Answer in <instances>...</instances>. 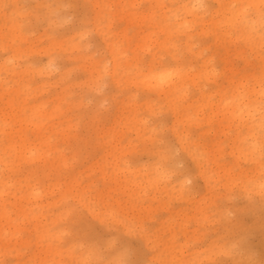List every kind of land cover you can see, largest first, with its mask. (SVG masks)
<instances>
[{
  "label": "rangeland",
  "instance_id": "obj_1",
  "mask_svg": "<svg viewBox=\"0 0 264 264\" xmlns=\"http://www.w3.org/2000/svg\"><path fill=\"white\" fill-rule=\"evenodd\" d=\"M196 2L0 0V156L7 164H0V264H68L71 255L52 238L67 221L69 201L85 196L120 210L141 230L128 239L143 244L149 259L207 258L198 245L219 232L221 216L239 209L240 178L256 167L233 150L232 126L217 109L224 92L259 64L222 18V8L236 0H203L207 9H187L178 20L168 8L136 7ZM18 4L68 7H3ZM85 16L92 24L87 35L79 29ZM155 33L171 46L170 56L179 46L195 69L183 104L148 89L131 71L155 55ZM204 50L209 54L201 58ZM160 140L177 145L168 180L152 167ZM259 215L258 207L245 215L255 222L249 243L257 259L264 251ZM112 231L126 234L128 227Z\"/></svg>",
  "mask_w": 264,
  "mask_h": 264
},
{
  "label": "snow or ice",
  "instance_id": "obj_2",
  "mask_svg": "<svg viewBox=\"0 0 264 264\" xmlns=\"http://www.w3.org/2000/svg\"><path fill=\"white\" fill-rule=\"evenodd\" d=\"M9 8L38 12L41 7L56 8L66 5H4ZM138 8L159 9L168 8L170 18L180 19L187 14V9L205 10L209 6L198 0L196 3H178L173 5H139ZM231 21L233 34L238 35V42L247 45L254 57L258 56V71L247 77L240 85L228 89L220 99L217 115L222 116L229 123L233 150L242 158L254 164L255 171L240 178L245 193L244 199L238 201V210L230 209L220 218L221 228L218 233L206 239L198 247L202 248V260H191L187 264H264V251L257 259L256 251L249 243V236L255 229V222H248L246 214L259 208V225L264 232V0H236L226 6ZM175 10V11H173ZM59 14V13H57ZM187 31H195L187 24L182 26ZM92 24L88 17L79 21V29L88 34ZM185 33H180L183 38ZM83 39V37H82ZM150 53H155L152 59L139 62L131 71L137 74L143 84L162 96L183 104L185 100V80L188 74L195 71L190 67V61L179 46L174 48V54L169 55L166 47H171L161 33H155ZM208 51L201 53V58L208 55ZM101 53L98 51L97 56ZM111 67V61L105 68ZM122 69L117 68V71ZM245 71L251 72L249 67ZM191 112V109H189ZM207 111V109H205ZM157 147L161 150L152 167L156 177L168 180L171 177L170 160L177 149L172 141L160 140ZM183 174V173H182ZM191 186L192 181H186ZM40 193L37 192V195ZM70 209L67 221L56 226V235L52 242L63 249L72 259L68 264H162L157 259H149L143 244L136 246L128 239L133 233L141 230L132 226L123 213L115 207H109L89 200L87 196L80 201H69ZM128 227L126 234L112 231L114 226ZM147 239V235L143 236ZM28 264H44L39 260L29 261ZM48 264H56L50 261Z\"/></svg>",
  "mask_w": 264,
  "mask_h": 264
},
{
  "label": "bare ground",
  "instance_id": "obj_3",
  "mask_svg": "<svg viewBox=\"0 0 264 264\" xmlns=\"http://www.w3.org/2000/svg\"><path fill=\"white\" fill-rule=\"evenodd\" d=\"M219 3H220V5H221V1H218ZM222 7V6H221ZM194 9H191L190 11H193ZM222 18L223 19H225L226 21H228L229 20V16H228V13H229V10H228V8H226V9H223L222 8ZM187 21V20H186ZM182 23V22H181ZM108 47H109V49H110V51L113 53L114 52V49H113V47L111 46V44H108ZM146 87L148 88V89H151L148 85H146ZM1 130V129H0ZM0 133H1V131H0ZM16 149H17V146H16V143L15 144H13V150H15L16 151ZM0 164L2 165V167H3V169H5V167H6V163L4 162V159L0 156ZM34 202L35 203H37L38 202V200H37V198H36V196H37V192L35 191L34 192ZM15 205H16V202H15Z\"/></svg>",
  "mask_w": 264,
  "mask_h": 264
}]
</instances>
